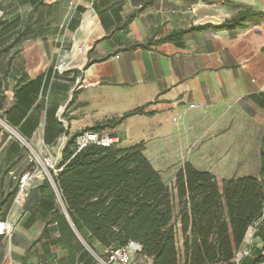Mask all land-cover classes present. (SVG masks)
<instances>
[{
	"label": "crops",
	"instance_id": "obj_1",
	"mask_svg": "<svg viewBox=\"0 0 264 264\" xmlns=\"http://www.w3.org/2000/svg\"><path fill=\"white\" fill-rule=\"evenodd\" d=\"M245 9L262 15L166 38ZM140 107L152 115L103 133L121 149L142 143L169 189L186 164L218 182L256 177L260 163L250 172L248 163L261 162L264 133V0H0V221L10 226L0 264H93L89 250H103L75 227L57 183L32 179L24 204L14 203L16 178L30 169L16 137L60 158L74 134ZM253 125L261 132L249 151Z\"/></svg>",
	"mask_w": 264,
	"mask_h": 264
},
{
	"label": "trees",
	"instance_id": "obj_2",
	"mask_svg": "<svg viewBox=\"0 0 264 264\" xmlns=\"http://www.w3.org/2000/svg\"><path fill=\"white\" fill-rule=\"evenodd\" d=\"M261 15L259 11L239 10L218 25L192 26L171 32L166 38L243 27ZM132 18L129 16L127 22ZM145 46L136 43L132 47ZM144 109L87 127L65 145L55 181L75 227L85 228L103 249L135 242L141 254L151 258V264H244L249 259L252 264H263L264 133L257 177L231 178L219 184L212 174L186 164L176 173L170 189L145 158L142 143L126 149L87 144L77 151L78 136L114 129L134 115H152ZM254 225L261 248L255 245L235 263ZM179 232L181 252L177 248Z\"/></svg>",
	"mask_w": 264,
	"mask_h": 264
},
{
	"label": "built area",
	"instance_id": "obj_3",
	"mask_svg": "<svg viewBox=\"0 0 264 264\" xmlns=\"http://www.w3.org/2000/svg\"><path fill=\"white\" fill-rule=\"evenodd\" d=\"M66 67V63L61 62L56 66L58 71H61ZM189 108H193L190 105ZM18 141L25 148L27 155L26 161L30 166V169L25 171L19 177H17V185L14 195V203L17 205H23L28 197V190L30 188L29 181L32 179H47L51 183H55L57 174L61 171L59 167L60 158L46 153L41 154L32 149L27 142L16 137ZM119 138L115 134L111 133H94L86 132L78 136L75 139V146L77 151L85 147L87 144H98L103 146L117 145ZM9 235L10 226L6 221H0V235ZM90 257L93 264H151V258L141 254V247L135 242H129L126 246L119 248H105L101 252L97 253L93 250H89ZM5 264H12L6 262Z\"/></svg>",
	"mask_w": 264,
	"mask_h": 264
},
{
	"label": "rangeland",
	"instance_id": "obj_4",
	"mask_svg": "<svg viewBox=\"0 0 264 264\" xmlns=\"http://www.w3.org/2000/svg\"><path fill=\"white\" fill-rule=\"evenodd\" d=\"M254 127L249 131V140L250 141H248V143H247V148H249V151L251 150V148H252V145H253V143H254V137H256L257 136V134L259 135L260 134V132H261V130H257V125H253ZM259 143V142H258ZM257 152H258V149H257ZM253 159V160H252ZM258 162L260 163V157L258 156V154H256L255 156H254V158H251L250 156H249V163H248V165H249V171L248 172H250L251 171V169H252V166H255V167H257L258 166ZM163 173H165V174H168V173H170V171H165V172H163ZM258 176V175H257ZM256 176V177H257ZM263 181H264V179H263ZM222 182L221 181H219V184H221ZM259 224V223H258ZM257 224V225H258ZM255 230H257V227H256V225H254L251 229H250V231H249V233H248V235H247V238H246V240H245V242H244V244H243V247H242V249H240L239 250V252L236 254V257H235V259H234V262L235 263H237V258H238V256H240V255H242L243 254V256H247L248 255V251L251 249V248H253L255 245H256V243H257V240L255 239ZM182 236H181V234H180V232L178 233V235H177V248L180 250V252H181V246H182ZM102 251V249L101 250H99V251H97V253H99V252H101ZM242 256V257H243Z\"/></svg>",
	"mask_w": 264,
	"mask_h": 264
},
{
	"label": "water",
	"instance_id": "obj_5",
	"mask_svg": "<svg viewBox=\"0 0 264 264\" xmlns=\"http://www.w3.org/2000/svg\"><path fill=\"white\" fill-rule=\"evenodd\" d=\"M242 256H243V254H242V255H240V256H238V258H237V262H239V261H240V259L242 258Z\"/></svg>",
	"mask_w": 264,
	"mask_h": 264
}]
</instances>
